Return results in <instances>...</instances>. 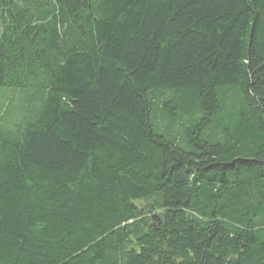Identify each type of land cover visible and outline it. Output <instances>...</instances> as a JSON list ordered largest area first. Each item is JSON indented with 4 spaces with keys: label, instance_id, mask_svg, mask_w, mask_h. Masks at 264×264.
<instances>
[{
    "label": "trees",
    "instance_id": "trees-1",
    "mask_svg": "<svg viewBox=\"0 0 264 264\" xmlns=\"http://www.w3.org/2000/svg\"><path fill=\"white\" fill-rule=\"evenodd\" d=\"M0 89V264H264V0H0Z\"/></svg>",
    "mask_w": 264,
    "mask_h": 264
},
{
    "label": "rangeland",
    "instance_id": "rangeland-1",
    "mask_svg": "<svg viewBox=\"0 0 264 264\" xmlns=\"http://www.w3.org/2000/svg\"><path fill=\"white\" fill-rule=\"evenodd\" d=\"M28 99L22 91L11 93L0 89V106L3 107L0 116L3 117L5 126H9L12 119L24 121L32 113L34 107Z\"/></svg>",
    "mask_w": 264,
    "mask_h": 264
}]
</instances>
